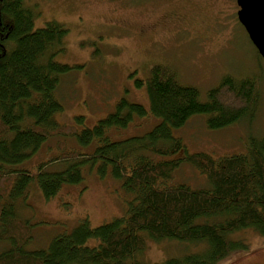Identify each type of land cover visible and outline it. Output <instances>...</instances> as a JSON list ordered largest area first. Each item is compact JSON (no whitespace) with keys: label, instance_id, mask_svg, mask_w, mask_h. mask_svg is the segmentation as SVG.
I'll use <instances>...</instances> for the list:
<instances>
[{"label":"trees","instance_id":"16d2710c","mask_svg":"<svg viewBox=\"0 0 264 264\" xmlns=\"http://www.w3.org/2000/svg\"><path fill=\"white\" fill-rule=\"evenodd\" d=\"M38 15L27 0H0V243L8 245L0 264H219L249 249L236 234L264 238V136L250 138L244 153L215 157L189 152L175 135L197 115L206 117L210 129L255 116L261 99L256 77L224 75L203 98L199 88L157 63L146 80L135 81L145 87L149 108L121 96L94 125L84 114L62 121L61 87L75 67L59 58L69 28L55 20L35 28ZM147 116L159 118L152 128L120 135ZM43 147L47 156L31 166ZM184 163L206 175L210 187L170 183ZM94 171L121 182L125 214L95 227L84 219L47 247L27 249L33 225L20 217L17 203L29 187L38 185L51 200ZM143 232L157 242L193 244L197 251L145 262L139 258L147 244ZM93 239L97 243L89 245Z\"/></svg>","mask_w":264,"mask_h":264},{"label":"rangeland","instance_id":"374dc122","mask_svg":"<svg viewBox=\"0 0 264 264\" xmlns=\"http://www.w3.org/2000/svg\"><path fill=\"white\" fill-rule=\"evenodd\" d=\"M27 1L39 11L35 28L52 20L69 28L67 49L59 58L75 67L61 87L65 100L62 121L84 114L89 125H94L113 110L121 96L149 108L145 87H137L135 81L146 80L153 65L159 63L172 68L183 84L199 88L203 98L227 74L259 80L261 99L255 116L210 129L206 117L197 115L175 129L189 152L204 151L215 157L244 153L250 138L264 136V60L238 18L236 0ZM158 120L153 116L137 119L120 135L145 132ZM46 156L43 147L31 166ZM170 183L210 187L207 176L190 163L177 169ZM127 205L121 182L101 178L94 171L78 184L65 185L51 200L33 184L17 203V211L33 225V239L26 245L33 250L47 247L54 237L71 232L84 219L93 227L109 222L125 214ZM143 234L147 244L139 258L145 262L197 251L193 244L171 239L157 242L147 232ZM236 237L246 238L249 249L219 264H264L263 237L251 231ZM94 243L93 239L89 245ZM4 247L8 245L0 243V251Z\"/></svg>","mask_w":264,"mask_h":264},{"label":"water","instance_id":"95a60500","mask_svg":"<svg viewBox=\"0 0 264 264\" xmlns=\"http://www.w3.org/2000/svg\"><path fill=\"white\" fill-rule=\"evenodd\" d=\"M238 18L264 60V0H237Z\"/></svg>","mask_w":264,"mask_h":264}]
</instances>
